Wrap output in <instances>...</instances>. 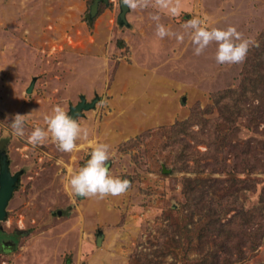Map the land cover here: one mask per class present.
I'll list each match as a JSON object with an SVG mask.
<instances>
[{"label": "rangeland", "instance_id": "374dc122", "mask_svg": "<svg viewBox=\"0 0 264 264\" xmlns=\"http://www.w3.org/2000/svg\"><path fill=\"white\" fill-rule=\"evenodd\" d=\"M93 2L0 0V149L12 174L23 171L0 221V264H28L43 248L44 264H264V0H180L179 16L160 13L175 32L191 18L236 27L253 44L231 66L215 63V43L196 56L187 38H157L156 9H129L126 27L115 0L89 20ZM81 96L98 102L76 118L89 137L74 152L26 142L53 106ZM16 114H30L24 138L4 135ZM102 141L131 181L115 198L125 231L113 254L79 217L52 233L78 209L67 187L75 155L81 163ZM93 202L89 218L116 222ZM46 234L59 252L48 253Z\"/></svg>", "mask_w": 264, "mask_h": 264}, {"label": "clouds", "instance_id": "9594fccd", "mask_svg": "<svg viewBox=\"0 0 264 264\" xmlns=\"http://www.w3.org/2000/svg\"><path fill=\"white\" fill-rule=\"evenodd\" d=\"M119 9L122 3L131 12L144 11L150 8L156 12L150 13L149 19L155 23V36L160 40L173 38L177 44H183L190 40L194 49V55L200 56L205 50L215 43V63L217 65H240L250 50L253 41L244 38L236 27L229 26L226 29L208 28L205 21L200 18H191L183 23V32H175L161 23V12H166L171 17H177L181 13L180 0H115ZM107 100L101 99L98 104L104 106ZM30 115V114H29ZM29 115L16 114L11 119L9 127L4 135H12L16 138H24L26 135V119ZM45 127L34 126L27 134L26 142L33 148L45 144L51 140L57 150L71 154L78 148L77 141L87 140L89 131L68 114V107L59 104L52 107L50 113L43 115ZM114 153L110 151L107 143H96L90 152V158L77 171H73L67 179V187L73 199L105 200L109 197H121L127 194L131 187V181L122 179L112 174L110 161ZM23 229V225L20 226Z\"/></svg>", "mask_w": 264, "mask_h": 264}, {"label": "crops", "instance_id": "0c3cea01", "mask_svg": "<svg viewBox=\"0 0 264 264\" xmlns=\"http://www.w3.org/2000/svg\"><path fill=\"white\" fill-rule=\"evenodd\" d=\"M128 24V23H127ZM119 26H125V25H119ZM126 27H129V25H126ZM151 84V83H150ZM127 86L129 85V83L128 84H126ZM136 101V100H135ZM87 144L88 143H90V142H86ZM102 143H104L103 141H102ZM78 154L80 155V152H78ZM79 155H75V157L77 158V159H75V162H74V165L72 164V170H74V168H76L77 170L80 168V167H82L84 164H85V159H86V157H85V159L84 160H82V162L80 163V159L81 158H79ZM79 158V159H78ZM110 170H111V172H112V174L114 175V176H116V177H118V171H117V169H116V167L113 165V164H111L110 163ZM122 197V196H121ZM121 197H115V198H117V199H121ZM115 198H113V197H109V198H107V199H105V200H103L102 201V203H103V206L105 207V210L107 211V212H111V211H113L114 212V214H115V212H116V215H117V220H116V222L113 224V223H108V224H106L105 225V229H103L102 227H103V225L105 224L104 222H103V219L101 220V219H99V222L97 221V218H96V215L95 214H92V215H90V217H93V215H94V219H92V218H89V215H88V210H90V209H92L96 204H97V202H93V199H81V200H78V204L76 205L77 206V208L78 209H76V211H74L73 212V214H74V217L73 218H71L70 220H67L66 222H63V223H61L59 226H58V229H53V232L52 233H54V232H56V234H58V233H62L61 232V230H62V226L64 225V226H67L68 224L67 223H69V224H71L72 223V225L74 226V223L75 222H79V219H77L78 217L80 218V220L83 222V224L85 225V223L87 222H92V224L90 225V228H93V225H96V224H98V226H99V229H97V231H96V234H95V245H96V247L98 246L97 244H96V236H97V234L99 233L101 236H102V240H101V244L98 246V247H104L105 249H107L111 254H113V252H115V250L117 249V247H119L120 245H122V243H124L123 241L121 242L120 240H122L123 239V233H124V231H125V227L124 226H122V225H120L119 223H121V222H119V223H117V221L119 220L118 218H120L119 216H120V211H118V209H116L117 207H116V199ZM80 201V202H79ZM93 212H95V211H93ZM113 224V225H112ZM119 225V226H118ZM109 226H111V227H109ZM67 227H69L70 228V226H67ZM75 228H76V225L74 226ZM89 228V229H90ZM111 229L114 231V232H111ZM77 232V231H76ZM110 234H111V237H110ZM59 238H60V236H59ZM62 238L64 239V240H66V236H63L62 235ZM110 238H111V240H110ZM47 239V240H46ZM43 240L46 242V244L48 245V253H50V254H53V253H56V252H59V250L63 247V245H62V247L59 249V250H55V251H53L54 250V246H53V244H52V242H53V238H51L50 237V235H48V234H46V236L45 237H43ZM52 240V241H51ZM36 249H37V247H36ZM84 249H86L87 250V248L86 247H84ZM113 250V251H112ZM29 253V252H28ZM33 253H36L37 254V251L35 250ZM43 253H46V249H44L43 248V251H41V253H40V255L38 256V255H32L33 256V259H32V257H30V253H29V255H27V263L28 264H44L40 259H42V254ZM114 258V257H113ZM73 259V258H72ZM77 258H74V260H73V263H74V261L76 260ZM86 259H88V257H86ZM31 260H33V262H31ZM86 260L84 259V262H85ZM31 262V263H30ZM82 262V261H81ZM80 262V263H81ZM72 263V264H73ZM65 264H67V262L65 263Z\"/></svg>", "mask_w": 264, "mask_h": 264}, {"label": "water", "instance_id": "95a60500", "mask_svg": "<svg viewBox=\"0 0 264 264\" xmlns=\"http://www.w3.org/2000/svg\"><path fill=\"white\" fill-rule=\"evenodd\" d=\"M100 0H94L92 6L89 9L88 17L91 20L97 12L98 3ZM105 4L108 3V0H102ZM128 8L124 6L122 3L119 7V14L117 16V22L119 25H126V13L128 12ZM35 79H32L31 83L26 89V93H31L34 87ZM98 102V98L95 97L91 102H86L83 96L80 97L79 102L76 105H70L68 114L76 119L77 117H81L84 111H88L94 108L95 103ZM90 158L88 155L85 159L86 161ZM23 171L16 172L12 174L10 172V162L8 160L7 154L4 149H0V221L4 220L6 216V207L8 205L9 200L12 197L13 191L17 187V182L19 177L22 175ZM77 200H81L82 198L78 197ZM102 236L98 233L96 236V244L99 246L101 244Z\"/></svg>", "mask_w": 264, "mask_h": 264}, {"label": "flooded vegetation", "instance_id": "af4514ba", "mask_svg": "<svg viewBox=\"0 0 264 264\" xmlns=\"http://www.w3.org/2000/svg\"><path fill=\"white\" fill-rule=\"evenodd\" d=\"M15 244H16V242L13 243L12 241H10L9 246H10V247H11V246L13 247ZM1 245L4 246V245H6V244H5L4 242H2Z\"/></svg>", "mask_w": 264, "mask_h": 264}, {"label": "trees", "instance_id": "16d2710c", "mask_svg": "<svg viewBox=\"0 0 264 264\" xmlns=\"http://www.w3.org/2000/svg\"><path fill=\"white\" fill-rule=\"evenodd\" d=\"M116 23H117V25H119L117 21H116ZM87 24H88V26H91L92 22H89V21L87 20ZM118 46H120V45H118Z\"/></svg>", "mask_w": 264, "mask_h": 264}]
</instances>
